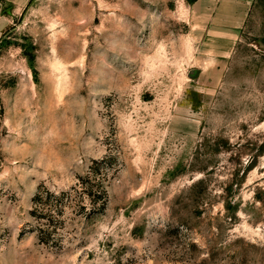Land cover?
Segmentation results:
<instances>
[{
    "label": "rangeland",
    "instance_id": "1",
    "mask_svg": "<svg viewBox=\"0 0 264 264\" xmlns=\"http://www.w3.org/2000/svg\"><path fill=\"white\" fill-rule=\"evenodd\" d=\"M31 0L0 37V264H264V0ZM193 73V74H192ZM99 173L61 245L34 197Z\"/></svg>",
    "mask_w": 264,
    "mask_h": 264
},
{
    "label": "trees",
    "instance_id": "2",
    "mask_svg": "<svg viewBox=\"0 0 264 264\" xmlns=\"http://www.w3.org/2000/svg\"><path fill=\"white\" fill-rule=\"evenodd\" d=\"M194 0L192 3H194ZM107 203V192L99 173L80 178L78 183L68 190L55 192L42 188L34 197L31 215L34 225L31 232L35 233L40 243L57 247L63 238L61 230L66 225V210L72 213L92 216L101 212Z\"/></svg>",
    "mask_w": 264,
    "mask_h": 264
},
{
    "label": "crops",
    "instance_id": "3",
    "mask_svg": "<svg viewBox=\"0 0 264 264\" xmlns=\"http://www.w3.org/2000/svg\"><path fill=\"white\" fill-rule=\"evenodd\" d=\"M31 0H0V37L15 18L21 16ZM254 0H196L192 6L204 20L235 33L246 22Z\"/></svg>",
    "mask_w": 264,
    "mask_h": 264
},
{
    "label": "water",
    "instance_id": "4",
    "mask_svg": "<svg viewBox=\"0 0 264 264\" xmlns=\"http://www.w3.org/2000/svg\"><path fill=\"white\" fill-rule=\"evenodd\" d=\"M193 74V73H192Z\"/></svg>",
    "mask_w": 264,
    "mask_h": 264
}]
</instances>
